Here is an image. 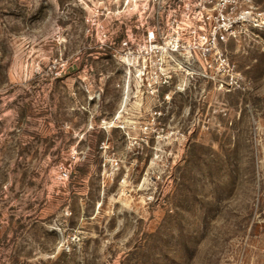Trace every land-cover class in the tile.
<instances>
[{"label":"rangeland","instance_id":"rangeland-1","mask_svg":"<svg viewBox=\"0 0 264 264\" xmlns=\"http://www.w3.org/2000/svg\"><path fill=\"white\" fill-rule=\"evenodd\" d=\"M140 12L0 0V264H264V16L220 68Z\"/></svg>","mask_w":264,"mask_h":264},{"label":"built area","instance_id":"built-area-1","mask_svg":"<svg viewBox=\"0 0 264 264\" xmlns=\"http://www.w3.org/2000/svg\"><path fill=\"white\" fill-rule=\"evenodd\" d=\"M252 0H136L141 6L137 43L158 53L193 49L198 63L229 65L225 56L231 37L251 23L260 25ZM264 26V22H261ZM218 68V70L220 69Z\"/></svg>","mask_w":264,"mask_h":264}]
</instances>
